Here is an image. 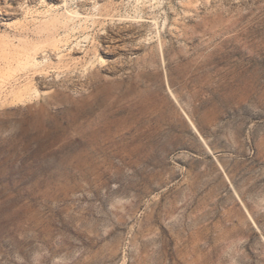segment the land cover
<instances>
[{
	"label": "rangeland",
	"instance_id": "rangeland-1",
	"mask_svg": "<svg viewBox=\"0 0 264 264\" xmlns=\"http://www.w3.org/2000/svg\"><path fill=\"white\" fill-rule=\"evenodd\" d=\"M0 264H264V0H0Z\"/></svg>",
	"mask_w": 264,
	"mask_h": 264
},
{
	"label": "bare ground",
	"instance_id": "bare-ground-1",
	"mask_svg": "<svg viewBox=\"0 0 264 264\" xmlns=\"http://www.w3.org/2000/svg\"><path fill=\"white\" fill-rule=\"evenodd\" d=\"M192 127H193V125H192ZM195 128H193V130H194Z\"/></svg>",
	"mask_w": 264,
	"mask_h": 264
}]
</instances>
